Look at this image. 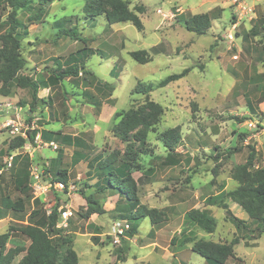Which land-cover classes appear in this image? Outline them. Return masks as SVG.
Here are the masks:
<instances>
[{
  "label": "rangeland",
  "instance_id": "374dc122",
  "mask_svg": "<svg viewBox=\"0 0 264 264\" xmlns=\"http://www.w3.org/2000/svg\"><path fill=\"white\" fill-rule=\"evenodd\" d=\"M86 1L53 0L45 8L42 22L35 24L28 23L32 10L17 11L16 18L27 25L28 31L21 47V55L26 60L24 73L33 79L46 80L56 63L64 66L69 54L84 46L58 36L60 27L53 24L59 19H70L65 28L75 27L90 51L85 61L86 71L80 69L77 78L61 80L54 90L38 92V98H49V108L40 105L30 112V89L14 86L10 96L0 95V217H5L0 222V234L13 229L6 248L28 246V240L14 228L29 222L27 215L34 208L33 196L41 200L46 210L58 203L60 208L70 211L67 227L62 229L73 238L78 264H119L118 258L125 259L122 264H207L190 251L193 243L208 240L229 243L234 237H243L245 232L237 231L226 221L221 209L207 206L205 198L236 187L231 178L232 169L245 161L249 146L256 152L255 166L264 167V0H242L240 4L219 0L225 7L208 12L214 19L202 36L186 31L179 22L177 5H172L177 0H124L131 10L143 8L138 14L142 31L129 23L109 25L104 16L85 19L82 10ZM169 8L172 14L167 12ZM204 9H196L197 14ZM10 11L6 1L0 0V35L8 29ZM188 14L185 12L184 16ZM138 50L147 51L151 61L136 63L130 53ZM185 68H190L185 77L150 94L149 99L162 108V114L145 141L144 147L150 155L139 157V168L132 172L133 178L139 180L140 204L147 208H165L161 215L163 222L152 229L148 218L140 220L134 236L127 234L123 238L125 243L120 240L114 244L108 235L111 223L118 220L113 213L98 219L91 215L89 218L93 220L81 217L85 202L76 192L85 184L92 186L96 182L88 162L95 166L97 160L93 159L111 153L124 157L132 147L113 132L120 120L114 119V114L143 103V95L132 93L138 81L156 84ZM97 101L99 107L93 105ZM16 116L34 123L32 131L41 139L42 132L48 130L79 136L82 143L62 147L54 140L58 149L53 150L36 148L32 140L29 142L33 147L28 150L8 151L14 137L4 123ZM27 116L32 117L30 121ZM176 126L180 128L182 140L175 151L178 164L161 166L155 157H165L168 153L158 135ZM233 146L240 147L241 151L223 153ZM77 150H83L86 158L74 164L73 153ZM218 153L223 155L217 158ZM51 161L56 169L67 170L66 191L53 185L46 187L47 182H42L44 189L34 195L29 183L21 198L22 194L13 187L12 172L22 164L26 168L36 166L43 172ZM149 168L152 171L144 179L142 173ZM56 169L51 168L52 175ZM148 180L150 184H144ZM85 193L105 197V209L113 208L119 199L108 192L97 194L94 187L85 189ZM20 198L21 213L6 209V203ZM228 204L236 217L249 222L240 208L232 202ZM191 210L203 211L215 219L212 234L185 223V214ZM16 217L19 222L11 220ZM182 230L192 241L180 247L177 240L171 246L170 240ZM233 250V257L224 264H264V233L254 241L240 240ZM21 256H14L11 264H17Z\"/></svg>",
  "mask_w": 264,
  "mask_h": 264
},
{
  "label": "trees",
  "instance_id": "16d2710c",
  "mask_svg": "<svg viewBox=\"0 0 264 264\" xmlns=\"http://www.w3.org/2000/svg\"><path fill=\"white\" fill-rule=\"evenodd\" d=\"M5 1L11 11L7 18L8 29L0 35V95L3 97L10 96L11 88L14 86L30 89L32 95L29 111L34 112L40 105L49 108L50 104L47 101L49 98L47 100L38 98V92L41 89L54 90L59 86L61 80L77 78L80 69L85 70V61L90 49L85 47V39L80 37L75 27L65 28L70 19L62 18L55 21L53 26L60 27L59 37L71 38L84 46L80 50L69 54L64 66L56 63V68L46 80L33 79L24 73L26 60L21 55V47L22 39L26 37L28 31L27 25L16 18L17 11L32 10L33 14L29 16L28 23H41L45 8L51 5L53 0ZM82 12L85 19L93 20L99 16H104L109 25L129 23L138 31L143 30V24L138 15L143 12V8L135 7L131 10L124 0H87ZM213 19L209 13L188 14L186 16L182 14L178 17L185 30L197 36L207 33L211 28ZM130 57L138 64H146L151 61V56L145 50L133 51L130 53ZM189 71L190 68H185L180 73L169 75L156 84H145L140 81L136 83L132 93L143 95V103L136 108L130 107L125 112L115 113L114 119L120 118V120L113 127V132L116 133L117 137L127 145H132V147L130 146L124 157L111 153L104 158L96 157L93 159L94 161L97 160L95 166L93 162H88L91 172H94L91 177L95 178L96 182L92 186L85 184L83 188L76 192L85 202V212L81 217L89 218L91 215L100 216L106 213L103 208L105 197L96 198L93 193H85V189L94 187L97 194L108 192L119 197L112 212L116 219L127 220L130 223L131 227L126 235L134 236L138 222L145 218L149 219L151 226L154 228L163 222L161 220V215H164L163 209L147 208L145 205L140 204L137 194L139 180L133 178L132 172L139 168V164H137L139 157L150 155V151L144 147L145 141L148 133L154 131V125L162 114V108L149 99L150 94L155 89L164 88L168 84L182 79ZM103 86L110 91L112 90L107 85ZM93 105L99 107L100 102L97 101ZM31 118L26 117L27 121H30ZM48 134H52L54 140L62 147L79 146L82 143L79 137L50 131L42 132L43 141L49 142ZM34 135V131H29L28 140L21 137L13 138L9 143L8 151L22 148L27 141L33 140ZM158 140L168 154L165 157H155V159L160 162L161 166H176L178 160L175 158V151L182 141L179 126L160 133ZM137 145L138 148L136 149L135 146ZM215 149L217 148L215 147ZM240 151V147L233 146V148H229L223 153L232 154ZM223 153H218L216 157H221ZM73 156L74 164L86 158L83 150L74 151ZM255 161L256 152L253 147L249 146L245 161L232 169L231 178L237 186L232 190L207 196L204 200L207 206L221 209L225 220L230 222L237 231L245 232L243 237H234L229 243H216L209 240L193 243L190 251L202 257L207 264H224L228 258L233 257V246L237 245L240 240L250 239L254 241L264 233V167H256ZM52 162L43 170V175H46L43 179L49 181L52 185L61 184L63 190L66 191L68 172L66 169H56L54 164L52 166ZM51 168L56 169L54 175L51 174ZM151 171L152 168H149L142 173L144 179H148V174ZM28 174H26L27 178L30 177ZM27 188V184L20 183L16 190L24 195ZM26 198L30 199L29 196H26ZM31 199H33L34 208L27 217L29 222L24 226L14 228L16 232L29 241V244L26 247L7 249L6 244L13 229H8L7 232L0 234V264H11L13 257L20 254L22 256L17 264H78L77 254L72 247L73 238L68 233H63V229L57 227L60 221L59 204L55 203L49 210H46L40 199L33 198V196ZM229 202L236 204L247 215L249 222L236 217L229 209ZM5 207L13 212L21 213L23 208L22 199L20 198L14 203H6ZM2 218L0 217V219ZM185 223L196 226L207 234H212L216 227L215 219L199 210L188 211L185 214ZM93 240L96 241L94 236ZM121 240L125 243L123 238ZM177 240H180L179 246L183 247L191 242L192 238L182 230L170 240V245H175ZM118 261L124 262L125 259L118 258Z\"/></svg>",
  "mask_w": 264,
  "mask_h": 264
},
{
  "label": "built area",
  "instance_id": "2783aa9c",
  "mask_svg": "<svg viewBox=\"0 0 264 264\" xmlns=\"http://www.w3.org/2000/svg\"><path fill=\"white\" fill-rule=\"evenodd\" d=\"M233 4H240L242 0H231ZM34 123H28L25 122V120H21L19 116H16L14 120H7L4 123V127L9 129L11 132V135L13 137H21L23 139L28 140V132L32 131L34 129L33 126ZM34 147L40 148V147H46L49 149L57 150L58 146L54 142H46L43 141L40 137V135L36 134L33 138ZM31 142L27 141L26 144L22 148L30 149L31 148ZM33 147V146H32ZM12 159V156L7 160L9 162L8 165H10V161ZM29 175H30V186L33 190V194L36 195V192H41L44 187L41 186L42 182H47L46 187H51L52 184L49 181H44L43 178L46 175H43L42 171H39V169L36 166L30 165L29 167ZM53 186H56L58 189H63V186L59 183L54 184ZM41 190V191H40ZM37 198V197H34ZM60 210V221L57 225L58 228H65L67 227V222L69 217L71 216L69 210H63L62 208H59ZM49 212V211H47ZM130 223L127 220H114L109 228L108 235L112 238V243L117 244L122 238L126 237L127 231L130 229Z\"/></svg>",
  "mask_w": 264,
  "mask_h": 264
},
{
  "label": "crops",
  "instance_id": "0c3cea01",
  "mask_svg": "<svg viewBox=\"0 0 264 264\" xmlns=\"http://www.w3.org/2000/svg\"><path fill=\"white\" fill-rule=\"evenodd\" d=\"M170 1V0H169ZM206 2H208V4L206 3ZM172 5H177V8H176V12H178V16H180V15H182V14H184L185 12H189L191 15H194V14H197V13H199V12H197V10L196 9H204V8H206V9H204V11H202V12H200V13H208L211 9H213V8H216V7H219L220 9L222 8V7H225V5L224 4H222L219 0H193V1H190V0H177L176 2H174ZM207 6V7H206ZM168 13H170V14H172L171 13V11H170V8L168 9V11H167ZM160 23V22H159ZM28 76H31V75H28ZM32 77V76H31ZM48 91H50L49 89H47ZM46 132H48V130H45ZM63 135H69V134H63ZM69 136H72V137H79V136H76V135H69ZM47 137H48V139H49V142H54V136H52V134H48L47 135ZM80 138V137H79ZM47 142V141H46ZM61 146V145H60ZM30 167V166H29ZM29 167H25V165L24 164H22L21 166H19V168H17V170L15 169L14 170V172H12V182H13V187L14 188H16V187H18L19 185H20V183H23V184H27V185H29V183H30V177L28 176V178H27V175L26 174H28V171H29ZM25 168H26V172H25ZM29 175V174H28ZM1 180L2 179H0V183H1ZM235 182V181H234ZM144 184H150V181L148 180V182L147 181H145L144 182ZM236 186H237V184H236ZM0 192H1V189H0ZM76 196H79V195H76ZM20 197L22 198L23 197V195H20ZM19 198V197H18ZM34 198V197H33ZM39 199V198H38ZM33 199H31V201H32ZM41 201V200H40ZM234 204V203H233ZM229 205V207H230V204H228ZM234 205H236V204H234ZM237 206V205H236ZM34 207V206H33ZM114 207H115V205H114ZM114 207L113 208H109V209H105L104 208V210L106 211V213L105 214H103L104 216L105 215H107L108 213H113L112 212V210L114 209ZM211 207H213V206H211ZM238 207V206H237ZM239 208V207H238ZM33 209V208H32ZM162 209H165V208H162ZM230 210H231V208H229ZM241 210V209H240ZM242 211V210H241ZM232 212V211H231ZM28 216V215H27ZM96 216V219H98L97 217V215H95ZM101 216V215H100ZM103 216V217H104ZM5 217H3L2 219H0V222L4 219ZM19 218L18 217H16V218H11V220H13V221H17V222H19V220H18ZM90 220H93V218L91 217V218H89ZM240 219H242V218H240ZM28 220V219H27ZM242 220H244V219H242ZM93 222V221H92ZM26 223V222H25ZM99 225V224H98ZM152 229H154V227H152ZM150 231H152V230H150ZM177 235H178V233H176ZM89 235H91V234H89ZM101 236L102 234H95V236ZM92 236V235H91ZM94 236V235H93ZM29 242V241H28ZM105 243L103 242V245H104ZM151 245H153V243L151 244ZM151 245H149V246H151ZM140 249H142V248H140ZM151 250V249H150ZM152 250H153V248H152ZM147 253L148 254H151L152 253V251L150 252V251H147ZM98 256L100 257V254H98ZM21 258V257H20ZM139 260L138 261H141V259L140 258H138ZM19 261V260H18ZM119 262V264H122V262H120V261H117V263ZM18 263V262H17ZM116 263V262H115ZM124 263V262H123Z\"/></svg>",
  "mask_w": 264,
  "mask_h": 264
},
{
  "label": "water",
  "instance_id": "95a60500",
  "mask_svg": "<svg viewBox=\"0 0 264 264\" xmlns=\"http://www.w3.org/2000/svg\"><path fill=\"white\" fill-rule=\"evenodd\" d=\"M30 115V113H28V116Z\"/></svg>",
  "mask_w": 264,
  "mask_h": 264
}]
</instances>
